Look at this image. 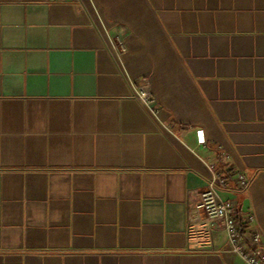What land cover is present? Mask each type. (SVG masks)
<instances>
[{"label":"crops","instance_id":"obj_1","mask_svg":"<svg viewBox=\"0 0 264 264\" xmlns=\"http://www.w3.org/2000/svg\"><path fill=\"white\" fill-rule=\"evenodd\" d=\"M215 168L264 245V0H0V264H246Z\"/></svg>","mask_w":264,"mask_h":264},{"label":"built area","instance_id":"obj_2","mask_svg":"<svg viewBox=\"0 0 264 264\" xmlns=\"http://www.w3.org/2000/svg\"><path fill=\"white\" fill-rule=\"evenodd\" d=\"M115 48L124 50V39L119 35L115 38ZM136 97L144 105L152 107L155 97L150 83L144 79L134 86ZM199 142L205 143L204 131H197ZM236 186H229V180L222 168L213 169L212 175L205 186L198 192V201L191 205L189 228L201 231L216 226L225 231L230 250L236 253L246 264H264V245L262 234L252 225L253 214L243 215L237 201L239 193L248 191L250 179L243 174L235 177ZM226 193V195H225Z\"/></svg>","mask_w":264,"mask_h":264}]
</instances>
